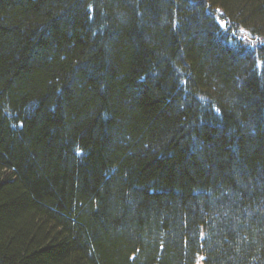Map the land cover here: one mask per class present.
I'll use <instances>...</instances> for the list:
<instances>
[{"label": "trees", "instance_id": "obj_1", "mask_svg": "<svg viewBox=\"0 0 264 264\" xmlns=\"http://www.w3.org/2000/svg\"><path fill=\"white\" fill-rule=\"evenodd\" d=\"M0 264H264V0H0Z\"/></svg>", "mask_w": 264, "mask_h": 264}]
</instances>
